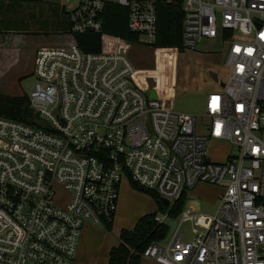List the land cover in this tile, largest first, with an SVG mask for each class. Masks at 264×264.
I'll return each instance as SVG.
<instances>
[{
  "label": "built area",
  "instance_id": "2783aa9c",
  "mask_svg": "<svg viewBox=\"0 0 264 264\" xmlns=\"http://www.w3.org/2000/svg\"><path fill=\"white\" fill-rule=\"evenodd\" d=\"M164 2L183 10L185 49L203 40L226 47L229 74L207 93L202 116L152 97L136 79L134 42L104 28L107 4H118L137 42L154 46ZM64 8L73 41L37 49L34 119L0 115V264H75L85 225L114 222L124 178L168 205L199 182L223 187L215 214L195 213L187 198L179 217L193 222V239H181L178 217L171 240L153 242L144 256L264 264V0H78ZM85 33L99 36L98 50L78 44ZM213 141L234 152L213 159ZM155 219L172 220L168 211Z\"/></svg>",
  "mask_w": 264,
  "mask_h": 264
},
{
  "label": "rangeland",
  "instance_id": "374dc122",
  "mask_svg": "<svg viewBox=\"0 0 264 264\" xmlns=\"http://www.w3.org/2000/svg\"><path fill=\"white\" fill-rule=\"evenodd\" d=\"M77 1L59 0L57 11L52 15H47L42 3L15 2L8 6L7 1L3 2L0 7V94L31 93L37 80L33 73L35 51L43 46L73 41L66 34L63 7L74 6ZM40 6L42 8L39 9ZM225 54V45L209 40L201 41L196 49L184 51L137 42L133 45L130 58L136 66L137 81L150 94L154 91L156 97L171 109L202 116L207 93L218 91L220 81L226 80L229 74ZM211 71L217 73V80L212 78ZM208 151L213 159L222 161L227 153L234 152V148L227 142L213 141ZM222 191L223 187L219 185L197 183L187 197L192 211L215 214ZM61 195L68 198L69 193L65 191ZM150 212L165 214L166 209L160 210L152 195L133 188L124 178L111 229L104 224H86L93 227L89 229L92 232L88 231V236H92L88 252L92 253L84 257L85 264H106L108 246L119 240L120 228L132 227L141 215ZM178 220L181 239H193V222L181 221V217ZM87 226L85 229H88Z\"/></svg>",
  "mask_w": 264,
  "mask_h": 264
},
{
  "label": "trees",
  "instance_id": "16d2710c",
  "mask_svg": "<svg viewBox=\"0 0 264 264\" xmlns=\"http://www.w3.org/2000/svg\"><path fill=\"white\" fill-rule=\"evenodd\" d=\"M9 1L15 4V2H40L42 0ZM183 18V10L180 5L167 2L161 3L159 6L158 36L154 47L178 48L180 51H184L182 40ZM104 24L106 31L137 43L138 36L127 29V9L124 7L115 3L107 4ZM77 41L85 51L98 50L100 45L99 36L94 33L78 35ZM0 115L25 122H31L35 117L27 94H0ZM130 184L133 188L152 195L158 208L160 210L166 209L172 219H177L185 208L187 201L185 192L173 204L166 205L155 191L146 189L134 181H131ZM157 214V212L144 214L137 220L132 229L123 228L120 232V242L111 248L107 264H141L146 249L153 242L163 241L170 230L167 223L156 221ZM107 227L111 229L112 223Z\"/></svg>",
  "mask_w": 264,
  "mask_h": 264
},
{
  "label": "crops",
  "instance_id": "0c3cea01",
  "mask_svg": "<svg viewBox=\"0 0 264 264\" xmlns=\"http://www.w3.org/2000/svg\"><path fill=\"white\" fill-rule=\"evenodd\" d=\"M7 1V5L10 6L12 3L9 1V0H0V7L3 5V2ZM29 3V2H28ZM33 3H42V5L44 4V8H45V11L47 12V15H52L54 14L56 11H57V8H58V5H59V0H42L40 2H33ZM42 8L41 6L39 7V9ZM63 12H64V15H65V18H66V22L68 24V20H67V15H66V12H65V8L63 7ZM3 28V27H2ZM68 28V27H67ZM4 29H2L3 31ZM7 30V28H6ZM8 31V30H7ZM37 51V49H36ZM36 51H35V55H36ZM35 58V56H34ZM147 214V213H146ZM142 216V215H141ZM140 216V217H141ZM139 217V218H140ZM138 218V219H139ZM137 219V220H138ZM115 220V219H114ZM136 220V222H137ZM136 222L133 224L132 227H121L120 230H119V233H118V238L119 240H117V242H115L116 244H113V245H110L108 246V252H107V262L106 264L108 263V258H109V253H110V250L112 247L116 246L119 244L120 242V232L123 228H127V229H132ZM114 223V222H113ZM112 223V224H113ZM87 226V225H86ZM85 226V227H86ZM84 227V230H83V233H82V236H81V239H80V243H79V248H78V254H77V259H76V264H85L84 262V257L85 256H88L90 255L92 252H88L90 249V244H91V241H92V236H88L89 235V232H92V231H89V229L91 227H93V225H88V229H85ZM86 230V231H85ZM89 231V232H88ZM141 264H161L159 263L158 261H156L154 258L152 257H148V256H144L142 258V263Z\"/></svg>",
  "mask_w": 264,
  "mask_h": 264
},
{
  "label": "water",
  "instance_id": "95a60500",
  "mask_svg": "<svg viewBox=\"0 0 264 264\" xmlns=\"http://www.w3.org/2000/svg\"><path fill=\"white\" fill-rule=\"evenodd\" d=\"M211 76L213 79H218V75L216 72L214 71H211ZM222 86H224V83H222ZM152 97H156V93L154 91H152ZM163 201L165 202L166 205L169 204V200L167 199H163ZM178 225V220L177 219H172L169 221V227H170V230L166 236V238L163 240V242H168L169 240H171L173 234L175 233V230H176V227Z\"/></svg>",
  "mask_w": 264,
  "mask_h": 264
}]
</instances>
